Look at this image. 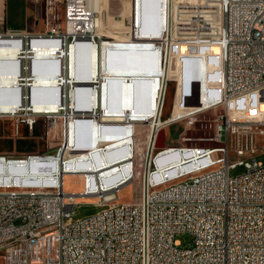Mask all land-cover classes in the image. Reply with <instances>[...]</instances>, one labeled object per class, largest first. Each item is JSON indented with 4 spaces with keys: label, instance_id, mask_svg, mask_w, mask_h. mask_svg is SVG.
I'll return each instance as SVG.
<instances>
[{
    "label": "built area",
    "instance_id": "obj_1",
    "mask_svg": "<svg viewBox=\"0 0 264 264\" xmlns=\"http://www.w3.org/2000/svg\"><path fill=\"white\" fill-rule=\"evenodd\" d=\"M90 1L31 0L39 11L43 9L37 25L0 31V41H13L7 45L16 48L15 57L3 64V75L15 76L17 83L4 93L3 100L13 106L0 110L1 116L29 128L44 118L48 133L60 117L63 128L69 119L102 122L109 117L96 96L97 91L103 92L105 72H98L90 83L70 73V52L78 44L97 45L100 51L116 44L115 39L97 33V15ZM142 1L131 0L134 19H130L129 39L152 44L151 51L159 54L167 69L155 90L158 120L168 82L176 83V92L169 118L149 126L137 197L118 201L120 189L133 181L132 171L124 173L122 166L107 175L99 173L95 184L92 172L78 167L50 172L52 181L33 184L17 178L16 173L32 162L38 163L36 173L46 175L44 159L74 160L73 151L64 144L65 151L58 148L57 154H0L3 264H264V162L257 160L264 156V147L259 149L255 140L264 134V0H158L159 27L152 34L142 29ZM40 51L45 55L36 57ZM51 52L57 57H49ZM84 57L76 54V68L77 60ZM187 61L203 68L206 79L201 95L215 98L206 100L201 111L212 106L223 109L216 128L221 145L157 147L165 126L191 121L196 114L181 109L180 81L168 76L171 68L180 73ZM35 64L47 78L56 76L55 86L67 87L60 99L53 86H46L47 101L58 98L54 110L35 111L30 101ZM78 69L85 74L87 66L81 62ZM81 87H89L87 97L77 96ZM140 92L147 93V86L142 85ZM77 102L91 107L77 108ZM154 117L131 112L124 121L129 137H135L136 124ZM234 143L235 157L230 158L229 145ZM133 162L129 164L135 167ZM238 165L244 171L231 176L230 169ZM187 172H194V179H187ZM66 174H82L81 191L64 190ZM87 197H95L94 205L100 210L74 218L78 199ZM183 234L191 238L185 244L178 239Z\"/></svg>",
    "mask_w": 264,
    "mask_h": 264
},
{
    "label": "rangeland",
    "instance_id": "obj_2",
    "mask_svg": "<svg viewBox=\"0 0 264 264\" xmlns=\"http://www.w3.org/2000/svg\"><path fill=\"white\" fill-rule=\"evenodd\" d=\"M176 2L180 0H174ZM91 8L96 12L97 15V25L100 31H105L106 35H111V38L115 39L116 44L114 47L117 49L124 48H151L152 44H149L147 41H137L130 38V19L132 21L134 19V9L130 7L131 0H91ZM32 3V2H31ZM133 3V2H132ZM38 14V13H37ZM34 19H40V15L31 16L29 26L34 27ZM19 18L17 17L15 11L10 9V14L8 15V19L6 22V27L12 26H21L27 27V25L22 22L18 24ZM37 25V24H36ZM39 28L42 29L43 25L40 21ZM3 26H0V31L4 30ZM110 37V36H109ZM41 56H43L41 54ZM40 57V56H39ZM49 57H57L56 55H50ZM163 64V61H161ZM200 67V68H199ZM183 68V69H182ZM197 68V72L201 75L203 73L202 67L194 62L187 61L180 67V73L176 71L175 68H171L168 71V76H175L183 79H192L193 72ZM199 68V69H198ZM117 69V68H115ZM33 87L31 88V98L30 101L35 110L42 111H51L57 108L56 103H52L47 101L46 86H53L58 84L56 80V76L46 77L44 76V72L41 69V66L34 65L33 66ZM58 70V69H54ZM38 80V81H37ZM36 85V86H35ZM50 88V87H49ZM65 91L67 90L66 86H61ZM60 88V91H61ZM176 92V83L173 81L168 82V85L165 90L164 102L162 106L161 116L162 119H167L170 116V112L172 109L174 97ZM51 103V104H50ZM203 109V108H202ZM200 111V112H199ZM198 112V113H197ZM191 121L180 120L176 122H172L163 128L164 134L159 138L156 142L157 147H163L167 145H187V146H219L220 142L216 140V128H217V117L221 115L223 112L222 107L220 106H212L207 109L201 111L198 110ZM62 116V115H60ZM107 116V115H106ZM127 118V117H126ZM123 120L119 121H109L106 118L102 119L100 122L97 118L93 121V119L87 118L82 120H74L69 119L65 120L64 128L62 127V118H57L56 125L47 131V122L44 118H39L37 129H39L40 133L38 137H34L35 141L34 152L36 153H47V154H57V149L60 148L62 151H65L63 143H67L68 148L73 151V154H78L84 151L91 150L92 147L98 145H104L111 142L113 140L119 139L129 134V130L124 124ZM20 120V119H19ZM93 121V122H92ZM19 122L17 120H6L4 123L0 124V130L2 132L14 131L13 125ZM21 122V121H20ZM150 126V121L145 123L136 124L135 133L138 132V129H143L144 132L143 138H146V134H148V129ZM35 129V128H34ZM139 130V131H140ZM36 133V130H35ZM0 135V149H8V150H23L26 146H29L30 141L25 140H15L9 138L7 136ZM21 136H25V133H21ZM36 136V135H35ZM139 136V135H137ZM136 137V136H135ZM112 140V141H111ZM256 144L261 147H264V134L256 135L255 137ZM118 141V140H116ZM224 142V137H223ZM230 146V158L234 156V147L235 143ZM63 153H61L62 156ZM66 154V153H65ZM143 157V154L141 155ZM67 157V154L65 155ZM64 158V157H63ZM257 160L260 162H264V156L259 155ZM137 162V161H136ZM138 163V162H137ZM136 163V165H137ZM37 165V164H36ZM33 164L32 166H36ZM55 164L50 163L48 167V171L52 172L57 170L54 167ZM141 166V164H140ZM56 168V169H55ZM140 168L135 171L134 179L130 184L122 187L120 192L118 193V201L120 202H131L134 198L137 197L138 189L140 185ZM58 171V170H57ZM244 171V167L238 165L236 168L230 169L229 174L231 176H235ZM194 172H187L188 174H192ZM40 176V174H38ZM35 176L34 182L43 181L45 178L43 176ZM83 181L79 175H71L66 174L64 176V190L66 192H75L78 193L82 190ZM96 201L95 197H87L86 199H78V206L76 207V211L74 214V218H84L88 217L98 210L101 207H96L94 202ZM178 239L181 240L183 244L189 242L191 240L188 234L179 235ZM0 264L2 263V257L0 256Z\"/></svg>",
    "mask_w": 264,
    "mask_h": 264
},
{
    "label": "crops",
    "instance_id": "obj_3",
    "mask_svg": "<svg viewBox=\"0 0 264 264\" xmlns=\"http://www.w3.org/2000/svg\"><path fill=\"white\" fill-rule=\"evenodd\" d=\"M157 5L158 0H143L141 3V25L145 33H155L159 27ZM10 9L15 11L19 18L18 24L22 22L27 25L26 28L19 25L6 27ZM36 9L31 0H0V26L11 30L32 29L34 27L29 26V21L31 16H36ZM33 23L36 26V19H34ZM112 46L104 47L102 51L98 49L97 53L98 72L102 70L106 74L104 82L106 85L103 88V92L100 90L99 95V101L102 103L101 107L103 109L107 107L109 111V113H106L109 117L106 119L109 121L123 120V118L131 116V112L137 116L152 117L158 110L155 90L161 81V76H165L167 73L166 67L159 61V54L157 55V53L151 51V48H124L125 50H123L117 49L114 45ZM196 69L193 72L194 76L192 79L171 76V78H176L180 81L181 109H184L186 113L202 109L206 100H215L214 97L201 95L200 91L203 89L206 76L203 72L200 78V74ZM142 85H146L148 88V92L144 95L140 92ZM175 109L177 108L175 107ZM6 120L15 119L10 116L0 115V124ZM38 121L39 119L32 128H29L26 123L19 121L13 125L14 131L11 130L6 133L0 130V135L2 136L6 134L5 136L18 141H30L28 143L29 146H26L23 150L0 149V154L19 156L27 153H36L34 152L35 141L33 138L38 137L40 133L36 127L38 126ZM21 133H25V136H21Z\"/></svg>",
    "mask_w": 264,
    "mask_h": 264
},
{
    "label": "bare ground",
    "instance_id": "obj_4",
    "mask_svg": "<svg viewBox=\"0 0 264 264\" xmlns=\"http://www.w3.org/2000/svg\"><path fill=\"white\" fill-rule=\"evenodd\" d=\"M97 33L100 35L102 34L106 35L105 31L99 30V27H97ZM108 36H111V35L108 34ZM12 42L13 41H4V40L0 41V110H9V108L13 106L12 104L6 103L3 100V98H4L5 92L12 91L11 89L15 88L17 85L15 76L12 78H6V76L3 75V73L5 72L3 69L5 65L3 64L7 62L6 60H10L14 58L16 55L15 54L16 48L15 50L9 49V46L7 45V44H11ZM97 53H98L97 45L89 46L86 43L78 44L77 47H75V49H73L70 52V58H71V63H72V69H70L71 76L75 77L76 79H85V82L90 83L92 80L91 78L98 73ZM41 54L45 55L44 52L40 51V52H37L36 57L41 56ZM76 54L85 55L84 60L83 59L77 60L78 68H80L81 62H84V66H87V69H85V74H82L81 70L76 68V64H75ZM50 55H55V54L54 52L48 53V56ZM32 74H34L33 70H32ZM105 85L106 84L104 83L103 87H105ZM61 86H64V84ZM61 86L54 85V87H51V88H55V92H56L55 95H59L60 99H61V95L64 89V88H61ZM60 88H61V91H60ZM6 89H10V90H6ZM89 92H90L89 87H81V88H77L76 90L77 96H82V97H87ZM93 94L95 96V91ZM97 94H98L96 95L98 98L97 102L99 105H101L102 103L99 101L100 91H97ZM31 98L33 99L32 95H31ZM56 101L58 102L57 97H56ZM76 106L77 108L83 107V108L89 109L91 107V104H86L85 106H83L77 102ZM103 110L105 111V115L106 113H109V111L107 110V107H105ZM35 111H42V110H35ZM193 112H197V111H191L188 113H193ZM154 116H155L154 119L150 121V124L152 125L158 124L159 121L162 120V119L158 120V110ZM163 122L161 121V123ZM139 130L140 129H138V132L135 133L136 137L130 138L128 134L124 137L116 139L119 141H114V142L104 144V145H98V146L92 147L91 150L84 151L78 154H74L72 155L75 157L74 160H65V158L52 156V157L44 159V161H42L41 163H43L45 166H48V167L50 163H52V164H55L54 167L56 168H57V165L59 164V167L57 168V170L60 172L66 171L72 167H78L81 170H88L92 172L91 175L94 181L93 184L96 183L95 181L98 179L99 173L102 172L103 175H107L112 172L115 166H122L121 168L123 169L124 173L126 172L130 173V171H132V180H133L135 171L138 168H140V164L143 159L141 155L143 154L145 147L147 146V142H148V139H147L148 134H146V138L144 139L142 137L143 136L142 133L144 132V130L143 129H141L140 131ZM131 141H132V146L130 145ZM63 144L64 146H67V143H63ZM117 150H118L117 152L118 155H116L115 153ZM131 159L134 160L135 164L138 162L137 165H135V167L130 166L129 163ZM33 164L36 165L38 163L32 162L28 165L27 168L20 170L18 173H16L17 178H23L24 180H27L28 182H32L33 184L37 183V182H34V180L36 179L35 176H38V173H36L35 166L34 167L32 166ZM52 171H54V168L52 169ZM40 176H43V178H45L44 180L46 181L55 180V177L52 176V174L50 175V171H48L46 175L40 174ZM79 176H82V174H79ZM187 179H194V173L188 174ZM108 199L110 198L108 197Z\"/></svg>",
    "mask_w": 264,
    "mask_h": 264
},
{
    "label": "water",
    "instance_id": "obj_5",
    "mask_svg": "<svg viewBox=\"0 0 264 264\" xmlns=\"http://www.w3.org/2000/svg\"><path fill=\"white\" fill-rule=\"evenodd\" d=\"M40 15V13L42 14L43 13V9H41V11H39V9H36V17H37V15L38 14ZM164 134V131L163 130H161L160 132H159V134H158V139H157V141L159 140V138L162 136Z\"/></svg>",
    "mask_w": 264,
    "mask_h": 264
}]
</instances>
